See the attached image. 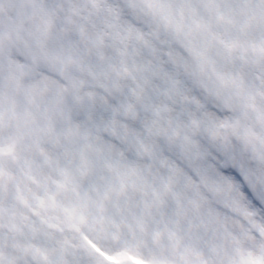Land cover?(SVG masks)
<instances>
[{
  "label": "snow or ice",
  "instance_id": "snow-or-ice-1",
  "mask_svg": "<svg viewBox=\"0 0 264 264\" xmlns=\"http://www.w3.org/2000/svg\"><path fill=\"white\" fill-rule=\"evenodd\" d=\"M0 264H264V0H0Z\"/></svg>",
  "mask_w": 264,
  "mask_h": 264
},
{
  "label": "rangeland",
  "instance_id": "rangeland-1",
  "mask_svg": "<svg viewBox=\"0 0 264 264\" xmlns=\"http://www.w3.org/2000/svg\"><path fill=\"white\" fill-rule=\"evenodd\" d=\"M8 16H9L11 19H13V20L15 19V15H14V13H13V10H10V11H9ZM85 251H86L85 249H80V250H79V252H81V253H85Z\"/></svg>",
  "mask_w": 264,
  "mask_h": 264
}]
</instances>
